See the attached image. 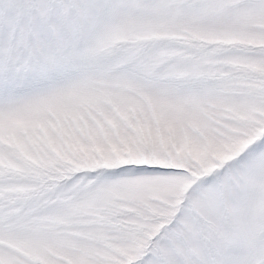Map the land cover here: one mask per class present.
<instances>
[{"label":"snow or ice","instance_id":"6c2138e0","mask_svg":"<svg viewBox=\"0 0 264 264\" xmlns=\"http://www.w3.org/2000/svg\"><path fill=\"white\" fill-rule=\"evenodd\" d=\"M0 264H264V0H0Z\"/></svg>","mask_w":264,"mask_h":264}]
</instances>
